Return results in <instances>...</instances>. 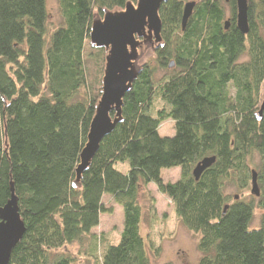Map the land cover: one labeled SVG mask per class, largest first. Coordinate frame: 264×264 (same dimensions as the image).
Listing matches in <instances>:
<instances>
[{"label":"trees","instance_id":"trees-1","mask_svg":"<svg viewBox=\"0 0 264 264\" xmlns=\"http://www.w3.org/2000/svg\"><path fill=\"white\" fill-rule=\"evenodd\" d=\"M56 1L60 22L51 26L46 0H0V208L13 194L25 227L8 264H75L60 252L74 244L87 248L93 264H150L141 233L142 202L155 211L150 184L198 235L197 264H264V113L257 114L264 0H246V34L236 25V0H199L184 30L189 1L161 5L162 44L125 94L122 122L101 141L79 187L75 170L104 63V51L89 43L91 23L135 0ZM166 121L173 136L159 134ZM211 157L195 180V166ZM170 168L180 176L163 183L161 171ZM253 171L259 196L243 199ZM104 196L123 214L115 243L92 234L112 213ZM256 207L260 226L252 228Z\"/></svg>","mask_w":264,"mask_h":264},{"label":"water","instance_id":"water-1","mask_svg":"<svg viewBox=\"0 0 264 264\" xmlns=\"http://www.w3.org/2000/svg\"><path fill=\"white\" fill-rule=\"evenodd\" d=\"M168 0H135L127 2L123 8L103 10L102 15L94 16L89 43L104 51L103 73L100 97L96 102L93 117L86 136V143L79 155L75 170V187L80 186L83 173L89 168L104 137L122 122V107L125 94L140 74L143 65L139 61L148 52L154 53L162 44L159 10ZM236 25L242 34L248 32L246 0H236ZM195 7L194 1L183 5L181 28L185 29ZM228 22L225 28H228ZM173 67L171 62L169 68ZM264 113L262 99L258 118ZM214 157L204 158L192 171L198 180L204 170L214 163ZM250 193L259 196L257 175L253 171ZM25 227L20 219L16 199L11 195L7 204L0 208V264H8L11 252L21 240Z\"/></svg>","mask_w":264,"mask_h":264},{"label":"rangeland","instance_id":"rangeland-1","mask_svg":"<svg viewBox=\"0 0 264 264\" xmlns=\"http://www.w3.org/2000/svg\"><path fill=\"white\" fill-rule=\"evenodd\" d=\"M46 9L50 25L57 26L60 22L57 1L46 0ZM152 55V51H148L139 61V64L142 66L150 61ZM163 73L159 72L157 79L162 77ZM159 134L161 136H173V122L166 121L160 125ZM257 161V158H255L254 163H257ZM126 166L128 167L127 164H118L117 169L125 172L127 169ZM179 176L180 168H170L161 171V180L163 183L175 182ZM147 190L155 199V211L148 209L149 203L141 201L143 204L141 233L144 237L146 247L151 248V252H149L150 264H197L200 257L197 250L198 235L189 231L180 223L173 213V205L170 198L166 194L160 193L155 184L148 185ZM226 192L227 194H231L232 197L239 198L238 193H235L233 190L228 189ZM251 196L249 189L241 197L250 200ZM254 202L256 204V201ZM103 205L106 208H111L112 213H104L100 216L99 225L92 230V234L100 239L104 237L109 242L115 243L123 229L122 210L108 196H104ZM261 214L262 211L256 207L252 228L260 226ZM62 250L60 252H64L75 258V264H93L94 262L90 257V253H87L88 250L85 246L81 248V246L74 244Z\"/></svg>","mask_w":264,"mask_h":264},{"label":"flooded vegetation","instance_id":"flooded-vegetation-1","mask_svg":"<svg viewBox=\"0 0 264 264\" xmlns=\"http://www.w3.org/2000/svg\"><path fill=\"white\" fill-rule=\"evenodd\" d=\"M198 1H199V0H195V1H194V2H195V5H196V3H197ZM226 22L229 23V21H226ZM226 22H225V23H226ZM224 28H225V26H224ZM228 28H229V24H228ZM228 28H227V29H228ZM227 29H225V30H227ZM235 199H236V197H235Z\"/></svg>","mask_w":264,"mask_h":264}]
</instances>
